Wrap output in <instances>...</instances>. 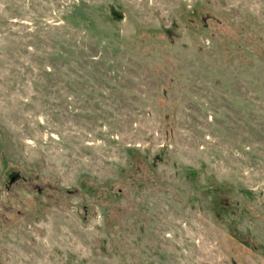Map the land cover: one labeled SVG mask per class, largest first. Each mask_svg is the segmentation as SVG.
I'll use <instances>...</instances> for the list:
<instances>
[{"label":"rangeland","instance_id":"374dc122","mask_svg":"<svg viewBox=\"0 0 264 264\" xmlns=\"http://www.w3.org/2000/svg\"><path fill=\"white\" fill-rule=\"evenodd\" d=\"M0 264H264V0H0Z\"/></svg>","mask_w":264,"mask_h":264},{"label":"water","instance_id":"95a60500","mask_svg":"<svg viewBox=\"0 0 264 264\" xmlns=\"http://www.w3.org/2000/svg\"><path fill=\"white\" fill-rule=\"evenodd\" d=\"M18 176V173L17 172H13L11 175H10V180H14L15 178H17Z\"/></svg>","mask_w":264,"mask_h":264}]
</instances>
